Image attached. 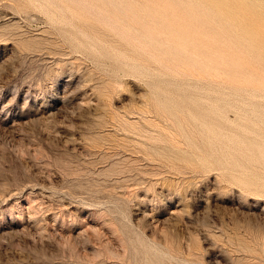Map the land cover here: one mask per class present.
<instances>
[{"label": "rangeland", "instance_id": "1", "mask_svg": "<svg viewBox=\"0 0 264 264\" xmlns=\"http://www.w3.org/2000/svg\"><path fill=\"white\" fill-rule=\"evenodd\" d=\"M0 264H264V0H0Z\"/></svg>", "mask_w": 264, "mask_h": 264}, {"label": "bare ground", "instance_id": "2", "mask_svg": "<svg viewBox=\"0 0 264 264\" xmlns=\"http://www.w3.org/2000/svg\"><path fill=\"white\" fill-rule=\"evenodd\" d=\"M160 128V127H159Z\"/></svg>", "mask_w": 264, "mask_h": 264}]
</instances>
